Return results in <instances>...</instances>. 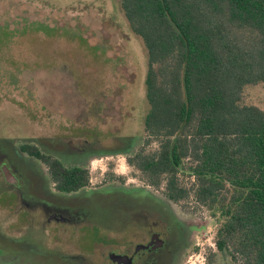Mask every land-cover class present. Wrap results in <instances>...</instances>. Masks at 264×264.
I'll list each match as a JSON object with an SVG mask.
<instances>
[{
  "label": "rangeland",
  "instance_id": "obj_1",
  "mask_svg": "<svg viewBox=\"0 0 264 264\" xmlns=\"http://www.w3.org/2000/svg\"><path fill=\"white\" fill-rule=\"evenodd\" d=\"M147 72V50L120 0H0V144L12 143L15 152L14 147L36 143L70 158L67 145L58 141L77 145L87 140L86 147L99 155L90 168L92 185L109 182L84 207L81 221L63 230L40 219L35 208L44 200L42 189L25 184V197L18 200L20 192L16 195L0 172V264H107L104 238L128 225L131 212L142 205L135 204L136 197L164 194L165 183L159 189L148 186L128 161L140 151L159 149L157 140L146 145ZM243 104L264 111V84L246 87ZM129 147V153L117 154ZM17 164L25 174L34 170L26 162ZM179 178L191 193L181 206L202 229L196 235L199 251L187 264H236L217 250L221 220L195 202L192 178L184 173ZM22 202L33 206L24 217L18 210ZM95 239L92 255L88 246ZM73 250L86 254L83 263L69 255L76 254Z\"/></svg>",
  "mask_w": 264,
  "mask_h": 264
},
{
  "label": "trees",
  "instance_id": "obj_2",
  "mask_svg": "<svg viewBox=\"0 0 264 264\" xmlns=\"http://www.w3.org/2000/svg\"><path fill=\"white\" fill-rule=\"evenodd\" d=\"M120 1L148 53L146 145L159 141L129 163L176 202L191 194L188 175L195 202L221 220L217 250L264 264V111L243 104L246 87L264 84V0Z\"/></svg>",
  "mask_w": 264,
  "mask_h": 264
},
{
  "label": "flooded vegetation",
  "instance_id": "obj_3",
  "mask_svg": "<svg viewBox=\"0 0 264 264\" xmlns=\"http://www.w3.org/2000/svg\"><path fill=\"white\" fill-rule=\"evenodd\" d=\"M58 142L62 146L67 145L70 158L61 155L58 149H50L36 143L25 145L38 148L42 157L34 153H24L21 151V146L18 150L14 147L15 152H12V143L7 144L2 141L1 144L5 147L0 144V172L3 181L16 190V195H18L17 191L20 192L18 200L25 197L21 191L24 190L25 184L29 186L34 183V186L36 184L42 189L44 200L37 204L39 207L35 208L38 209V214H41L40 219L49 226L59 224L65 230L71 225L75 227L81 221V216L86 215L84 207L92 203L99 189L109 182L107 181L101 187L92 185L90 168L99 155L86 147L87 140L77 145ZM129 152L127 148L117 154ZM17 153L26 156L27 159L20 160ZM17 161L23 163L22 166L26 162L28 167H34V170L30 167L29 173L25 174L20 170ZM37 165L40 166L41 173L35 176L32 172H35ZM3 168L12 175L14 183L7 182ZM29 175L35 180L33 181ZM84 181L85 186L76 189L77 185ZM118 184L122 185L121 182ZM135 200V204L142 205L131 212L133 218L127 223L128 225L119 231L110 230L104 238L107 245L106 252H104L106 263L187 264L191 254L199 251L196 235L202 229L198 228L197 221H193L192 215L181 206V202L171 200L166 194H139ZM20 204L21 208L18 209L21 212L20 215L23 217L29 215L33 206H24L23 202ZM17 221H20L19 217ZM97 244L96 239L91 242L88 246L89 254L94 255L97 252ZM78 245L81 251L82 244ZM73 251L76 254L69 255L78 258L80 263H83L86 254Z\"/></svg>",
  "mask_w": 264,
  "mask_h": 264
},
{
  "label": "water",
  "instance_id": "obj_4",
  "mask_svg": "<svg viewBox=\"0 0 264 264\" xmlns=\"http://www.w3.org/2000/svg\"><path fill=\"white\" fill-rule=\"evenodd\" d=\"M3 171H4V174L6 176L7 182L8 183H14L15 180L13 179L12 175L6 169H4Z\"/></svg>",
  "mask_w": 264,
  "mask_h": 264
}]
</instances>
